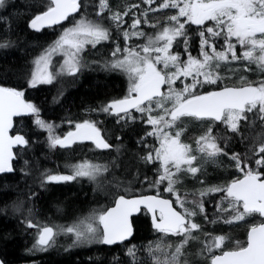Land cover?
Returning <instances> with one entry per match:
<instances>
[{
    "label": "snow or ice",
    "instance_id": "snow-or-ice-1",
    "mask_svg": "<svg viewBox=\"0 0 264 264\" xmlns=\"http://www.w3.org/2000/svg\"><path fill=\"white\" fill-rule=\"evenodd\" d=\"M7 0H0V8L6 6ZM102 15L105 11L111 14L107 19L112 21L117 28L122 27V16H127L130 9L123 13L111 11L108 0H98ZM145 4L152 5L155 0H144ZM81 7L79 0H50L47 10L35 16L30 22V27L39 31L44 26H51L66 20L71 14ZM132 7H138L133 5ZM174 9L175 14L167 16L168 23L159 27L155 35H148L143 31H123L125 43L133 37L144 38L145 42L137 47L119 44L112 55L117 57L111 67L120 69L129 76L131 86L129 96L124 99L114 100L102 108V111L119 115L124 112L130 115L129 109L135 108L138 112L147 113V123L153 126L148 133L159 141V148L155 153H148L143 159L146 162L159 161L163 171L159 174L154 184L167 181L166 190L176 195V200L159 199L155 196H145L138 199H127L119 196L115 206L80 220L71 226L54 231L53 227L40 226L31 221L29 228L38 229V239L34 248L47 250L54 240L57 232L72 234L74 244L96 240L106 245L123 243L133 235L130 217L141 210V206L152 213L153 227L165 236H177L182 239L177 243L174 251L164 253L165 258L155 257L153 264H181L180 257L184 255L183 249L190 240L197 239L193 232L201 231V225L192 219L197 213H204L201 201H193L194 208L186 207L187 194L182 198L176 184L180 182L178 176L181 172L195 175L200 167L194 165L198 159L194 152L208 158L219 155H229L221 147L219 140L229 137L213 135L211 124L204 133L196 138V147L182 142L181 137L186 131L182 118H193L197 121L219 122L225 125L228 132L243 136L242 124L253 121L249 117L252 113L259 121L264 122V80L259 83L249 82L239 88L224 87L219 91H210L207 94L196 92L198 86L204 84H217L222 77L218 74L221 63L233 61H247L255 64L264 72V0H162L157 8L150 11ZM146 17L147 13H143ZM183 18V20L181 19ZM211 21L212 26H206ZM145 22H147L145 20ZM140 19H134L131 28L139 29ZM186 24L200 26L198 32L201 37L200 57H193L190 53L187 60L182 61L179 53L171 50L178 38L183 37L185 52H187ZM157 27V25H151ZM223 38L224 48L217 51L215 38ZM111 33L100 22L80 20L73 27L66 29L56 40L53 46L45 50L34 63L36 70L31 74L28 86L35 88L38 84L52 83L55 74L49 71L50 57L60 52L66 57L61 66V74L75 75L80 69L79 54L85 44L95 47L101 41L109 40ZM233 39L235 42H233ZM237 45L242 49L238 54ZM8 47L7 43H0V48ZM210 50V51H209ZM119 54V55H118ZM158 65H162L158 68ZM248 67L244 71H250ZM183 77L191 78L190 84L182 88L177 81ZM202 78V79H201ZM241 81L245 78L241 77ZM167 85V92L162 88ZM132 93L136 95L133 97ZM24 93L9 87H0V173L14 171L11 161L15 158L13 146L28 145L22 135L9 136L12 127V118L25 114L37 115L36 124L49 133L50 147H71L76 142L90 140L98 149H108L109 143L102 137L100 129L95 123L85 121L76 124L75 132H68L63 138L53 132L54 126L38 118V109L24 100ZM170 105V106H169ZM158 114L153 116L151 113ZM252 153L256 159L241 157L239 153L230 154V159L235 163L236 169L242 173V178L232 180L223 186L207 187L200 191V197L213 193H224L217 211L229 213L223 217L224 222L232 224L244 221L247 217L258 214L264 218V138L258 148H253ZM254 163L255 168L249 166ZM185 166V167H182ZM106 167L93 164L89 161L74 165L69 175H46L45 182H67L85 177L94 180ZM203 183V181H201ZM227 207H223L224 203ZM173 203L179 205L183 211L173 208ZM158 213V215H157ZM205 219H208L205 216ZM215 223V220L210 221ZM203 242V251L208 253L210 264H264V220L252 224L247 233L245 243L236 242L231 250H223L220 254L213 255L217 250L224 248L225 235L212 236ZM167 247H171L168 245ZM155 251L163 252L164 246L157 244ZM128 255L135 258V246L128 249ZM3 264V262H0ZM186 264V262H185Z\"/></svg>",
    "mask_w": 264,
    "mask_h": 264
},
{
    "label": "trees",
    "instance_id": "trees-1",
    "mask_svg": "<svg viewBox=\"0 0 264 264\" xmlns=\"http://www.w3.org/2000/svg\"><path fill=\"white\" fill-rule=\"evenodd\" d=\"M49 2L50 0H7L6 6L0 8V43L8 44V47L0 48V87L22 91L27 103L38 109V118L53 125V132L57 136H65L78 123H95L112 147L100 159L105 162L108 168L106 175L113 180L116 190H112L108 197H103L101 192L96 193L91 179L45 182L46 175H68L67 169L77 162L75 152L72 149L50 147L49 133L36 124L37 115L30 114L15 120L14 134L23 135L29 143L25 148L16 150L14 172L0 175V258L5 264H152L149 253L151 257L152 253H158L161 258L159 253H171L181 239L158 234L151 217L145 211L133 219L134 236L129 243L114 247L100 243L80 247L73 245L72 234H64L61 237L58 235L53 247L46 252L34 248L38 229L29 228V221L40 226L64 228L94 213L107 210L119 196L165 193L161 191L160 194L152 188L153 174L149 171L156 167L154 163L143 159L150 152L154 154L158 145L157 138L148 135L153 128L147 123V116H138L134 112L132 117L124 118L102 111L112 101L128 97L130 85L121 71L108 68L106 44L100 42L94 49L87 48L80 57V69L75 75H56L54 72L52 83L38 84L35 88L29 87L28 82L32 72L36 70L34 62L46 49L53 46L64 29L80 20L100 22L105 27L111 25L112 32L118 31L123 38L124 30L130 33L139 30L146 34L151 25L160 27L166 24L167 16L175 14L176 10H149L157 8L162 0H155L152 5L145 4L144 0H108L111 11L123 13L130 9L127 16H122V27L117 28L107 19L111 14L109 11L97 15L100 11L98 0H82L79 13L64 25L40 32L33 31L30 27L31 20L46 11ZM133 5L138 7H132ZM145 12L146 17L143 15ZM134 19L141 20L139 29L130 27ZM198 32L196 25L186 24L187 48L190 43L192 47L196 48L198 45L200 48L201 37ZM183 39H178L175 51L178 49L180 55L186 56ZM215 45L217 51L222 50L224 40L215 41ZM55 61L59 62V57H55ZM225 67L224 71H227ZM229 67L227 72L219 71L222 79L217 84H209L203 94L223 86L247 84L248 74L241 64L233 63ZM258 76L260 75L255 72L256 79H259ZM241 77L245 79L241 81ZM249 117L251 118L250 115ZM253 121L251 126L241 122L242 137L224 128L216 129L215 136L229 137L219 140L221 147L229 154L225 156L239 153L242 158L247 156L253 161L257 158L251 150L258 148L264 138V122L254 115ZM84 154L89 157L80 151L78 159H82ZM249 166L256 167L254 163H249ZM216 167V170H205L203 173L208 176V182L201 183L200 175L196 178L197 182H190L191 191H183L187 194L186 198L191 199L190 202L201 201L206 211L200 214L197 209L199 218L196 221L202 230L194 233L193 236L197 239L191 240L184 247L181 264L210 263L204 254H200L206 252L203 251V242L207 239L204 233L226 235L228 241L222 251L233 249L237 241L243 242L247 223L227 224L223 217L229 213L217 211L224 193L200 197L197 191V187L227 185L235 178H241L236 177L233 171L230 172L233 169L232 161L223 159V163L216 164ZM149 182L151 184L147 185ZM247 219L250 224L262 222L258 214ZM212 220L216 222L211 223ZM157 244L164 246L163 252L155 251ZM168 245L171 247H167ZM133 246L135 258L128 255V249ZM164 258L163 256L161 259Z\"/></svg>",
    "mask_w": 264,
    "mask_h": 264
},
{
    "label": "rangeland",
    "instance_id": "rangeland-1",
    "mask_svg": "<svg viewBox=\"0 0 264 264\" xmlns=\"http://www.w3.org/2000/svg\"><path fill=\"white\" fill-rule=\"evenodd\" d=\"M172 10V9H171ZM181 19H183V18H181ZM166 24L168 23V21L167 22H165ZM76 24V23H75ZM75 24H72L71 26H69L68 28H71V27H73ZM166 24H163L162 26H164V25H166ZM161 27V26H160ZM68 28H66V29H68ZM66 29H64L63 30V32L66 30ZM158 30H159V27H158ZM63 32H62V34H63ZM61 34V35H62ZM60 35V36H61ZM59 36V37H60ZM59 39V38H58ZM57 39V40H58ZM179 39V38H178ZM178 39H177V41H178ZM177 41L174 43V45H173V48H172V52L173 53H178L177 51H178V49H176V51H175V47H176V45H177ZM102 42V41H101ZM233 42H235V40L233 39ZM92 45L91 44H85L84 45V49H83V51L79 54V58L81 57V55L83 54V52L85 51V49H87L88 47H91ZM238 47H239V45H237V52H238V54L242 51V49L241 48H239V50H238ZM51 48V47H50ZM185 56V55H184ZM182 56V55H180V58H181V60L182 61H186L187 60V56ZM55 57H59V62H56L55 61ZM199 57H200V55H199ZM201 59H202V57H200ZM64 59H66V57L65 56H63L60 52H56V53H54L51 57H50V67H49V71H51V72H55V74L57 75V73H61V66L63 65V61H64ZM233 63H239V64H241V66L243 67V68H245V67H248V62L247 61H233V62H231V63H221V65H220V67H219V69H217V72H218V74H220L219 73V71H223V72H227L228 71V69L230 68L229 66H231ZM222 65H224V67H225V69L227 70V71H224V67L222 66ZM250 65H252V64H250ZM254 66H255V72H256V74L257 75H260V76H258V78L259 79H256V83H259V81L261 80L262 81V79L264 80V72H262V71H260L258 68H257V66L255 65V64H253ZM162 67V65H158V68H161ZM64 73H66V72H64ZM247 74H249V72H246ZM260 77H263V78H260ZM128 78H129V76H128ZM202 79V78H201ZM129 82H130V79H129ZM192 81H191V78H188V79H184L183 77H181V79L180 80H178L177 81V85L176 86H179L180 88H182L183 86H184V84H190ZM209 84H204L202 87L201 86H198L197 87V89H196V92H200L201 90H203L204 88H206L207 86H208ZM130 86H131V82H130ZM130 88V87H129ZM165 92H167V87H166V91ZM200 94H203V92L201 93L200 92ZM170 106V105H169ZM136 114L138 115V116H141V115H145V116H147L148 114L147 113H141V112H138V111H136ZM153 116H156L158 113L156 112V111H153L152 113H151ZM128 117H132V115H127ZM126 116H124V118H125ZM182 120H183V124H181V125H179V126H183L185 129H186V131H185V133H183V135H182V137H181V140H182V142H184L183 140H185V135H186V143L187 144H189L193 149H195V147H196V144H195V141H196V138L199 136V135H201L202 133H204L205 132V130L207 129V126L209 125V122L206 120V121H197V120H195V119H193V118H182ZM152 126V125H151ZM152 128H153V126H152ZM223 128H224V126H223ZM226 128V127H225ZM197 130H199L197 133H195ZM213 135H214V133H213ZM158 144H159V141H158ZM158 148H159V145H158ZM197 153V157H198V159L196 160V161H194V165H196V166H199L200 167V171L199 172H197L195 175H192V174H189V173H186V187H183L182 186V184H181V181L183 180V177H184V175H183V173L181 172V173H179L178 174V176L180 177V182L178 183V184H176V187H178V189H179V191L181 190V192L183 193H179L180 194V196L182 197V198H185V193L183 192V191H186V192H188V191H191L192 190V188H191V184H190V182H192L193 180L195 181V182H197V177L195 178V176H200L201 175V177L199 178V181L201 182V181H203V183H206V182H208L207 180H208V176H205L206 174H203L204 172H205V170L207 171H213V170H216L215 168H217L216 167V164H219V165H221L222 163H223V159H225V156L223 155V154H221V155H219L218 157H216V158H208V157H206V156H202L200 153H198V152H196ZM195 154V153H194ZM196 155V154H195ZM227 159H228V161H232L233 163H234V161L232 160V159H230V156H228V157H226ZM84 161H89V162H91V163H93V164H96V163H94V162H92V161H90V160H80V161H78L77 163H75L74 165H77V164H80L81 162H84ZM74 165H72V166H70L69 167V169H67V172L69 173V174H71V172H72V170H73V166ZM99 165V164H98ZM182 167H185V166H182ZM68 174V175H69ZM101 174V173H100ZM100 174H98V175H100ZM228 174H230V173H228ZM97 175V176H98ZM235 176L236 177H242V173L241 172H239L238 170H237V173L235 174ZM111 177V176H110ZM191 177V180L192 181H189L188 183H187V179H189ZM112 178V177H111ZM77 179H87V180H90V179H88V178H85V177H78ZM158 179V178H157ZM236 179V178H235ZM92 180V179H91ZM93 182H94V187H95V189L97 190V192L96 193H98V191L99 192H101L103 195V197H108L109 196V194H110V192L113 190H116V186H115V184H113V180L111 181L110 179H109V177L107 176V175H103V173L101 174V176H98V177H96L94 180H92ZM152 182V188L154 189V190H158V188H157V184H154V180L153 181H151ZM165 182V183H164ZM163 183H159V185H162V186H164V185H167V181H164ZM231 182V181H230ZM229 182V183H230ZM147 185L148 184H151L150 182L149 183H146ZM137 185V184H136ZM132 186H135V185H132ZM215 186V185H214ZM221 186H223V185H221ZM207 187H212V186H202V187H200V188H198L197 187V191L200 193V191L201 190H203V189H205V188H207ZM131 188V187H130ZM130 190V189H129ZM126 191H128V189H126ZM164 191H165V193H167L168 191L167 190H165L164 189ZM100 193V194H101ZM168 195H171V196H174V198H175V200H176V195L174 194V193H167ZM216 194V193H215ZM210 195H213V194H210ZM209 196V195H208ZM187 199V198H186ZM191 201V199L190 200H188L187 199V204H186V207H188V208H194L195 207V205L192 203V202H190ZM221 204V203H220ZM176 206L181 210V211H183V209H181L180 207H179V205L178 204H176ZM223 206H227V203L225 202L224 204H223ZM98 209V208H97ZM96 211V210H95ZM206 211V208H205V206H204V212ZM94 212V211H93ZM92 212V213H93ZM199 217H198V214L195 216V217H193L192 219L194 220V222H196L197 223V221H196V219H198ZM248 218V217H247ZM247 218L245 219V220H247ZM242 222L243 221H240V222H236V223H241L242 224ZM222 224V223H221ZM236 225V224H235ZM51 227V226H50ZM61 227H59L58 226V228H56V227H53V229L56 231V230H58V229H60ZM194 233H197V232H193V234ZM64 234H66V233H63V232H57V234H56V236H55V238H54V240H53V242L51 243V246H49V247H47V250L46 251H48L51 247H53V244L57 241V236L58 235H60V237L62 236V235H64ZM221 235H224V234H221ZM213 236V235H212ZM226 236V235H225ZM227 237V236H226ZM73 238H74V240H75V237L73 236ZM37 239H38V232H37ZM178 239H182V237H178ZM207 239H210V237H207ZM191 241V240H190ZM190 241H189V243H190ZM227 241H228V239L226 240V243H227ZM73 243H74V241H73ZM96 243H100V242H98V241H96V240H92V241H86V242H81V243H78V244H73V245H77V246H85V245H93V244H96ZM188 243V244H189ZM226 243H225V245H224V247H226ZM100 244H103V243H100ZM187 244V245H188ZM187 245H186V247H187ZM39 251H41V252H46L45 250H39ZM220 251H222V249L221 250H217V251H215L214 253H212L213 255H216V252H220ZM150 254V256L148 255V254H146V255H148L149 257H150V260L152 261V264H153V260H154V258L155 257H158V253H152V257H151V253H149ZM160 255L159 256H161V258H163V256H164V253H159ZM169 255H170V253H168ZM201 254V256L204 254L205 256H206V259H208V261L210 262V259L208 258V253L207 252H205V253H200ZM165 257V256H164ZM182 257V256H181ZM181 257H180V261H181ZM205 258V257H204ZM207 261V262H208ZM186 264H189V263H187L186 262ZM205 264H206V262H205ZM210 264V263H209Z\"/></svg>",
    "mask_w": 264,
    "mask_h": 264
},
{
    "label": "flooded vegetation",
    "instance_id": "flooded-vegetation-1",
    "mask_svg": "<svg viewBox=\"0 0 264 264\" xmlns=\"http://www.w3.org/2000/svg\"><path fill=\"white\" fill-rule=\"evenodd\" d=\"M197 26V25H196ZM206 26H212V22L211 21H209V22H207L206 23ZM107 28L109 29V31H110V33H111V38L109 39V40H105V41H102L103 42V44H106V48H107V55H108V57H109V61H108V68L109 69H111L112 67H111V63L117 58V57H114L113 55H112V53H113V51H114V49H115V47L117 46V44H119L120 46H122L121 48H124L125 46H128V47H137L138 45H141V44H143L144 42H145V39L144 38H140V39H137V38H135V37H133L132 39H130L128 42H127V44L125 43V41H123V38L120 36V34H118V31H115L114 33L112 32V27H111V25H108L107 26ZM197 28L200 30V26H197ZM137 31V30H136ZM157 31H158V27H150V29H149V31H147L146 32V36H148V35H155L156 33H157ZM220 39H223L222 37L221 38H215V41L217 42V41H220ZM99 44V43H98ZM98 44H96L95 45V47L98 45ZM220 46H222V43H220ZM95 47H93V46H91V47H88V48H92V49H94ZM240 48V47H239ZM86 50V49H85ZM239 50V49H238ZM188 53H190L193 57H199V55H200V48H199V46L197 45V47L196 48H194V47H192L191 46V43L188 45V48H187V52H186V56L188 55ZM119 55V54H118ZM196 57V58H197ZM112 60V61H111ZM248 68H250L251 70L250 71H247V72H249V74L247 75L248 76V81H247V83H249V82H253V83H256V77H255V66L252 64V65H248ZM114 69V68H113ZM114 70H119V71H121L123 74H124V76L127 78V80H128V82H129V78H128V75H127V73H125L124 71H122V70H120V69H114ZM263 80V79H262ZM261 81V80H260ZM259 81V82H260ZM241 86H243V85H240V86H234V85H229V86H223V87H220L219 89H222V88H224V87H241ZM129 87H130V85L128 86V94H127V96H129ZM205 89V88H204ZM204 89L203 90H201L200 92H203L204 91ZM216 90H218V89H216ZM212 91H215V90H212ZM200 92H199V94H200ZM198 93V92H197ZM208 93V92H207ZM207 93H204V94H207ZM135 95V93H132V96H134ZM124 99V98H123ZM248 115H250L251 116V120L253 121V114L252 113H249ZM209 122V124H211L212 125V127H213V133H215V131H216V129H221V128H223V126H224V129H226L225 128V125H223V124H221V123H216V122H212V121H208ZM254 122V121H253ZM252 122V123H253ZM252 123H250V126L252 125ZM183 127V126H182ZM99 128V127H98ZM76 129V128H75ZM100 129V128H99ZM227 130V129H226ZM100 131H101V135H102V137L106 140V142L107 143H109V141L107 140V138H105V136H104V134H103V131L100 129ZM199 130H197L195 133H197ZM206 131V130H205ZM185 133V132H184ZM184 141V143H186V135H185V140H183ZM110 144V143H109ZM159 145V144H158ZM158 145H157V147H156V149H158ZM58 148H60V147H58ZM112 147H110V148H108V149H106V150H100V149H98V148H96L95 147V145L94 144H92V143H76V144H74L72 147H69V148H60V149H72V150H74V152H75V155H76V158H77V162L78 161H80V160H90V161H92V162H94V163H96V164H99V165H102V166H105L106 167V171H102L101 172V174L103 173V175H106L107 173H108V168H107V166H106V164H105V162L104 161H102L100 158L102 157V155H104L106 152H109L110 151V149H111ZM80 151H83V153H86L87 155H89V157H85V154H84V156H83V158L82 159H78L79 158V156H78V154L80 153ZM89 154H88V153ZM196 155H197V153L196 152H194ZM225 156V155H224ZM104 157V156H103ZM226 157H228V156H225V159L227 160V162H228V159L226 158ZM76 162V163H77ZM155 164V169H153V170H150L149 172L151 173V174H153V180H154V182L157 180V178H158V176H159V174L163 171V169H162V167L160 166V163H159V161H157L156 163H154ZM232 168L233 169H231L230 170V172H232L233 171V173L235 174V173H237V169H236V167H235V163H233L232 162ZM264 170V169H263ZM183 173V175H184V177H183V180L181 181V184H182V186L183 187H186V172H182ZM101 174L100 175H98V176H101ZM189 174H191V173H189ZM98 176H96V177H98ZM199 176V175H198ZM198 176H195V178L196 177H198ZM242 178V177H241ZM262 179H264L263 177H262ZM189 181H192L191 180V177L189 178V179H187V183L189 182ZM165 183V182H164ZM163 183V184H164ZM162 184V185H163ZM158 186H157V188H158V190H156V191H158L160 194H161V191L162 192H164L165 193V191H164V189L166 190V185H164V186H162V185H159V184H157ZM177 189H178V187H176ZM178 191H179V189H178ZM167 193H170V192H167ZM167 193H165V195H162L161 197H164V198H168V199H170L171 201H175V198H174V196H171V195H168ZM179 193H182L181 192V190L179 191ZM171 194V193H170ZM183 194V193H182ZM186 194V193H185ZM174 204V206H175V208L178 210V211H181L177 206H176V203H173ZM110 208V207H109ZM108 208V209H109ZM249 219H247V220H244L242 223H244V222H246L247 224V228H246V232H245V235H244V237H243V242H242V244L243 243H245L246 242V239H247V233H248V231H249V228H250V226L252 225V224H250L251 222H249L248 221ZM238 225V224H241V223H233V225ZM249 226V227H248ZM156 230V229H155ZM55 231V230H54ZM156 232L159 234V232L156 230ZM55 237V236H54ZM221 252V251H220ZM220 252H216V255L218 254V253H220ZM138 254H140V253H138Z\"/></svg>",
    "mask_w": 264,
    "mask_h": 264
},
{
    "label": "water",
    "instance_id": "water-1",
    "mask_svg": "<svg viewBox=\"0 0 264 264\" xmlns=\"http://www.w3.org/2000/svg\"><path fill=\"white\" fill-rule=\"evenodd\" d=\"M81 1L82 0H79V2H80V4H81ZM80 10V9H79ZM79 10L77 11V12H75V13H73V14H71L66 20H63V21H61L60 23H58V24H53V25H51V26H44V27H42L39 31H36V30H34V29H32L33 31H35V32H40V31H42V30H45V29H51V28H54V27H58V26H62V25H64L70 18H72V17H75L78 13H79ZM165 88H166V85L161 89L162 90V92H165ZM235 88H239V87H235ZM223 89V88H222ZM222 89H218V90H215V91H219V90H222ZM136 95V94H135ZM134 95V96H135ZM133 96V97H134ZM24 98V97H23ZM25 100V99H24ZM25 102H27L26 100H25ZM136 109L135 108H130L129 109V113H131V112H133V111H135ZM112 116H118V115H116V114H113V113H110ZM123 114H125L124 112H121V113H119V115H123ZM30 114H25V115H22V116H14L13 118H12V127L9 129V132H8V134H9V136H16V135H21V134H13V131H14V127H15V120H17V119H20V118H24V117H28ZM216 123H219V122H216ZM76 131V129L73 131V132H75ZM23 136V135H22ZM24 137V136H23ZM25 138V137H24ZM63 138V137H62ZM26 139V138H25ZM76 143H92V144H94L92 141H90V140H84L83 142H76ZM76 143H74V144H76ZM74 144H72V146L74 145ZM95 145V144H94ZM71 146V147H72ZM59 147V146H58ZM19 148H25V147H23V146H13V149H12V151H13V153H14V156H15V158L11 161V164H12V167H13V164H14V162H15V160L17 159V156H16V150L17 149H19ZM61 148V147H60ZM69 148V147H68ZM100 150H106V149H100ZM14 169V168H13ZM14 171H12V172H5V173H0V175H6V174H12ZM145 196H155V197H157V198H159V199H168V198H164V197H161V196H158V195H154V194H146V195H139V196H132V197H125V198H127V199H138V198H142V197H145ZM118 198V197H117ZM116 198V199H117ZM168 200H170V199H168ZM116 201V200H115ZM171 201V200H170ZM115 206V202H114V204H113V206L112 207H114ZM112 207H110V208H112ZM109 208V209H110ZM173 208L174 209H176L175 208V206H174V204H173ZM177 210V209H176ZM142 211H146L148 214H149V216L151 217V222H152V213H150V212H148L147 211V209H145L144 207H143V205L141 206V210H140V212H138V213H134L131 217H130V220H131V223H132V227H133V219L134 218H136V217H138L141 213H142ZM178 211V210H177ZM157 215H158V213H157ZM262 219H264V218H262ZM152 225H153V223H152ZM133 236H134V227H133V235H132V237L129 239V240H127V241H124L123 243H117V244H113V245H106V246H108V247H114V246H117V245H123V244H126V243H129L131 240H132V238H133ZM0 262H3L2 261V259L0 258ZM3 264H5L4 262H3Z\"/></svg>",
    "mask_w": 264,
    "mask_h": 264
},
{
    "label": "bare ground",
    "instance_id": "bare-ground-1",
    "mask_svg": "<svg viewBox=\"0 0 264 264\" xmlns=\"http://www.w3.org/2000/svg\"><path fill=\"white\" fill-rule=\"evenodd\" d=\"M210 196V195H209Z\"/></svg>",
    "mask_w": 264,
    "mask_h": 264
}]
</instances>
